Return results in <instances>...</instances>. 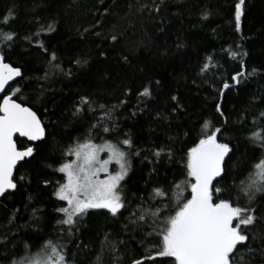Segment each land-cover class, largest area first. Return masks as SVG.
I'll use <instances>...</instances> for the list:
<instances>
[{
	"label": "trees",
	"instance_id": "16d2710c",
	"mask_svg": "<svg viewBox=\"0 0 264 264\" xmlns=\"http://www.w3.org/2000/svg\"><path fill=\"white\" fill-rule=\"evenodd\" d=\"M236 2L0 0V32L16 34L11 47L0 38V53L6 63L21 68L24 77L14 80L7 94L20 86L22 94L13 99L36 110L46 125V142L36 144L34 158L22 162L15 172L18 190L0 197V264L19 258L25 244L30 245L34 257L40 255L48 240L66 246V259L72 264H95L105 233L128 241L127 247L122 246L120 264L143 257L144 250L137 243L140 235L130 238L123 232L126 219L114 220L101 214L103 210H91L71 235L59 231L66 226L57 224L62 214L56 208L64 203L53 192L62 174L54 168L67 159L63 155L66 148L77 139L88 138L91 125L103 116L98 107L91 112L86 105L81 115L73 116L84 96L108 109L116 106L109 124L118 128L111 133L92 130L93 142L110 139L118 143L127 133L135 148L141 149L139 156L130 157L131 170L124 182L130 211L136 210L140 198L148 200L155 187L167 192V197L149 202L158 204L164 199L167 204L170 197L175 207L174 183L185 179L178 161L198 142L204 121L220 127L218 140L232 148L221 187L226 198L231 194L236 199L234 185L246 182L255 161L264 156L249 139L253 130H261L259 125L264 121L259 115L264 112V0H246L240 32L235 29ZM144 4L148 8L141 11ZM10 10L9 22L3 23ZM47 24H53L55 31L36 36L40 26ZM113 34L118 35V41L111 40ZM238 45L248 52L243 67L240 58L233 59L230 54L240 50ZM52 52L58 59L50 64ZM208 56L213 57V66L201 73ZM77 59L87 63L77 65ZM52 64H59V69ZM253 69L256 73L247 75ZM69 71L71 75H66ZM239 71H244L246 78L237 85L232 76ZM224 83L230 87L225 89ZM145 86L152 89L150 99L139 96ZM173 95L178 101L171 99ZM177 102L182 107L173 112ZM217 104L223 116L216 111ZM157 113L167 119L158 118ZM22 145L18 140V147ZM166 146L173 149L175 159L162 154L157 160L152 150ZM20 175L26 180L19 181ZM45 180L50 181L47 186ZM183 195L190 198V189ZM254 206L257 215L264 214V193L256 194ZM33 209L40 210L39 219L33 217ZM255 234L252 246L259 250L264 247L260 238L264 237V226H258ZM253 264H264V256L257 252Z\"/></svg>",
	"mask_w": 264,
	"mask_h": 264
},
{
	"label": "snow or ice",
	"instance_id": "6c2138e0",
	"mask_svg": "<svg viewBox=\"0 0 264 264\" xmlns=\"http://www.w3.org/2000/svg\"><path fill=\"white\" fill-rule=\"evenodd\" d=\"M245 3L246 0H237L234 5L237 32L241 31ZM146 8L147 4L141 5V11ZM156 11H159L158 6ZM10 16L11 10L9 15L3 18V23H8ZM204 18H207L206 13ZM45 31H55L53 24L41 25L35 35L39 36ZM87 31L88 29H85V32ZM0 38L11 47L16 34L12 31L0 32ZM25 39L31 40V37ZM118 39V35H111L113 42ZM39 46L45 52L48 51L43 44ZM238 48L240 50L230 54L233 59L239 57L243 67V60L248 56V52L240 45ZM57 59L55 52L50 53V64ZM212 60V56L206 58L207 62L202 66L201 73L213 66ZM75 62L77 65L87 63L86 60L80 59ZM52 67L59 69L60 66L52 64ZM256 71L253 69L247 75H254ZM66 75H71V72ZM18 77L24 78L21 68L6 63L5 56L0 53V92H5L6 86L10 88L9 82ZM242 77L246 78V74L239 71L232 76V80L238 85ZM159 83L156 81L157 85ZM17 84L19 85V81ZM223 87L227 89L230 86L224 83ZM17 93L22 94L20 86H17L11 95L0 97V197L18 190V180L15 176L18 165L22 167L21 162L34 158L37 147L35 142H46V125L36 110L13 99ZM152 95V89L148 86L139 92V96L148 99L152 98ZM171 99L178 101L175 95ZM85 105L87 111L91 112H95L98 107L103 116L91 125L88 138L83 141L77 139L66 148L63 155L73 159L64 160L59 167L54 168L62 177L57 181L58 186L53 195L66 205L56 208V211L62 214L57 224L66 226L59 229L61 233L73 234L91 210H103L101 214H107L114 220L121 217L126 219L123 232L130 235V238L135 239L136 235H140L137 243L144 250V255L142 258L133 259L131 264H253L257 252L264 256V247L258 250L252 246L257 239L256 228L264 226V214L257 215V208L254 206L256 194L264 193V156L255 161L246 182L234 185L236 199L233 200L231 194L226 198L225 189L221 184L227 176L232 148L228 143L218 140V134H222L220 127L213 126L210 121H204L198 142L183 152L178 161L183 166L185 179L174 183L175 207H172L170 197L167 204L164 199H160L158 204L150 203L149 201H156L157 198L167 197V192L155 187L148 200L140 198L141 203L137 205L136 210L130 211L124 182L131 170L130 157L139 156L141 149L135 148L127 133L118 143H113L110 139L99 144L94 143L92 130L99 129L104 133H111L118 128L115 123L109 124L113 120L116 106L108 109L104 104L96 105L89 97L84 96L81 97V104L75 107L73 116L81 115L86 110ZM180 107L182 106L177 102L173 112ZM216 111L220 116L224 115L219 104ZM259 115L264 118V112ZM157 117L167 119L160 113H157ZM259 127L261 130H253L249 139L264 151V121ZM19 138H25L27 142L32 143L20 148ZM102 153H107L106 158H101ZM162 154H166L169 160L175 159V152L170 146L152 150V155L157 160ZM112 165L116 167L113 168ZM24 180L26 177L20 175L19 181ZM44 183L47 186L50 181L45 180ZM187 189H190V198L183 195ZM241 199L245 203L241 204ZM39 211L32 210L34 218L39 219ZM125 212H128L127 217H124ZM11 222L10 220L9 223ZM260 238L264 240V237ZM127 245V240L121 237L113 238L111 233H105L100 241L95 264H120L122 246ZM65 247L48 240L42 247L43 258L37 259L30 253V245L25 244L23 254L19 258H13L9 264H72L66 259Z\"/></svg>",
	"mask_w": 264,
	"mask_h": 264
},
{
	"label": "rangeland",
	"instance_id": "374dc122",
	"mask_svg": "<svg viewBox=\"0 0 264 264\" xmlns=\"http://www.w3.org/2000/svg\"><path fill=\"white\" fill-rule=\"evenodd\" d=\"M95 143V142H94ZM99 143H102V142H97V144H99ZM28 144V143H27ZM106 156H107V153H102L101 154V158L103 159V158H106ZM71 159H73V157H67V159L66 160H71ZM112 167L113 168H115L116 166L115 165H112ZM64 203V202H63ZM64 206H66L65 204H64ZM43 255H44V253H40V255H39V253L35 256V258H37V259H42L43 258Z\"/></svg>",
	"mask_w": 264,
	"mask_h": 264
},
{
	"label": "water",
	"instance_id": "95a60500",
	"mask_svg": "<svg viewBox=\"0 0 264 264\" xmlns=\"http://www.w3.org/2000/svg\"><path fill=\"white\" fill-rule=\"evenodd\" d=\"M18 78H19V77H18ZM18 78H16V79H18ZM13 82H14V80H13V81H10L9 84L11 85ZM8 88H9V87L6 86L5 92H0V96L5 95V94H6V91H7ZM19 140H23V141L27 142V141L25 140V138H19ZM27 143L29 144V143H32V142H27ZM38 143H40V142H35V144H38ZM29 159H30V158H28L27 160H29ZM21 163H22V162H21ZM18 166H19V165H18Z\"/></svg>",
	"mask_w": 264,
	"mask_h": 264
},
{
	"label": "flooded vegetation",
	"instance_id": "af4514ba",
	"mask_svg": "<svg viewBox=\"0 0 264 264\" xmlns=\"http://www.w3.org/2000/svg\"><path fill=\"white\" fill-rule=\"evenodd\" d=\"M8 93V89H7V91H6V94ZM4 95H2V96H0V97H3ZM19 141H23V140H19ZM28 144H27V142H25V141H23V145H22V147H26Z\"/></svg>",
	"mask_w": 264,
	"mask_h": 264
}]
</instances>
